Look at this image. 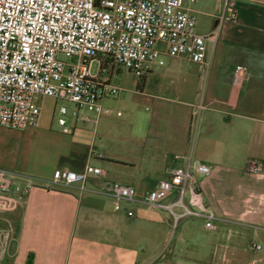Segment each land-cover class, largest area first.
<instances>
[{"label":"crops","instance_id":"crops-1","mask_svg":"<svg viewBox=\"0 0 264 264\" xmlns=\"http://www.w3.org/2000/svg\"><path fill=\"white\" fill-rule=\"evenodd\" d=\"M222 4L223 0H218L217 10L210 14L212 27L203 33L216 28ZM189 5L194 12L204 11ZM230 7L236 16L218 25L207 73L199 64L173 56L196 70H174L178 66L173 60L169 70H153L159 66L153 65L145 79L157 73L152 93L155 101L180 102L171 118L177 124L169 128L166 139L175 165L180 163L175 155L190 150L192 114L195 105L203 101L194 155L212 168L210 174L197 176L206 202L218 213L239 219L241 229L254 230L264 241V0H230ZM166 91L177 96L163 95ZM71 128L77 138L84 137L85 122L74 120ZM6 133V129L0 132V140L9 139ZM11 140L21 143L15 135ZM73 146L74 142L63 143L62 148L68 153ZM41 150L31 151L32 164L19 170L39 178L29 198L13 211L0 210V264H143V258L128 243L125 217L114 209L115 200L104 193L111 183L106 180L109 172L90 176L84 189L80 184H56L53 173L57 168L77 169L72 164L49 165L51 153ZM90 158L88 155L80 170L88 163L99 166ZM255 164L261 169L254 170ZM148 216L145 219L151 218ZM233 225L221 229L237 232ZM159 235L153 233L141 250L155 247ZM261 245L260 250H248L249 264H264V254H260L264 242ZM175 248L170 239L145 263L167 258ZM251 251L259 253L252 256Z\"/></svg>","mask_w":264,"mask_h":264},{"label":"built area","instance_id":"built-area-1","mask_svg":"<svg viewBox=\"0 0 264 264\" xmlns=\"http://www.w3.org/2000/svg\"><path fill=\"white\" fill-rule=\"evenodd\" d=\"M197 0H0V126L38 127L40 95L61 103L57 123L69 132L72 121L98 122L103 101L120 89L113 85L112 67L124 66L140 77L153 65H165V55L183 57L208 72L218 40V25L234 18L230 0H223L214 30L197 29L189 4ZM64 56V57H63ZM98 63L94 70V63ZM109 75H104V72ZM203 101L195 105L190 122L191 147L180 152L169 177L160 179L138 197L135 186L111 182L104 193L115 200L114 209L136 215L132 203L163 209L171 217L173 234L183 219L199 218L207 230L240 223L218 213L205 199L198 175H208L210 164L197 159L194 143ZM94 111L92 119L86 112ZM101 156V154H99ZM254 170H260L255 164ZM106 171L90 163L83 170L57 168L53 182L80 184ZM39 178L0 166V210L17 209L32 193ZM167 200V201H166ZM233 233L229 231V236ZM256 250L260 243L253 244Z\"/></svg>","mask_w":264,"mask_h":264},{"label":"rangeland","instance_id":"rangeland-1","mask_svg":"<svg viewBox=\"0 0 264 264\" xmlns=\"http://www.w3.org/2000/svg\"><path fill=\"white\" fill-rule=\"evenodd\" d=\"M217 2L218 0H199L193 4V7L204 10L195 12L198 31L203 32L212 27L214 21L210 14L217 10ZM165 57L167 63L155 66L153 70H169L168 66L173 60L178 66L174 70H196L193 65L190 67L177 57ZM93 68L97 70V62ZM109 70H112V84L120 91L105 98L104 110L97 123L85 122L83 138H77L78 133L74 128L69 133H64L57 123V109L61 102L51 96L40 95L37 105L42 116L38 128H3L6 129L9 139L0 140V164L16 170L29 168L32 164L29 153L40 148L52 155L49 160L51 164H46L58 163L61 167L72 164L75 169L80 170L87 163L88 155H91V163L109 172L106 180L135 186L138 197L143 196L142 191L151 188L160 179L169 177L175 162L168 154L170 150L166 139L169 128L174 123L177 124L171 118L180 102L153 99L157 73L145 79V76L140 77L124 66L115 65ZM104 75H109V72L105 71ZM162 94L177 96L167 91ZM86 113L92 119L97 117L94 111ZM14 135L21 138L20 144L11 140ZM197 141L198 139L196 146ZM72 142L74 146L70 152H65L63 143L68 146ZM130 205L136 210L135 217L127 216L124 211L120 214L125 217L126 226L129 228L128 243L138 251L142 260L147 262L150 256L156 257L161 245H165L170 239L177 247L167 258L162 257L156 262L143 264H249L251 257L248 250L255 249L253 244L264 242L254 230L241 229L239 223L231 224L238 231L228 236L227 229L207 230L203 227L202 220L194 217L183 219L172 236L171 217L165 210L142 203ZM145 215L151 218L145 219ZM158 232L160 235L155 247L142 251L141 244ZM251 252L252 256L259 253ZM261 253L264 254V249Z\"/></svg>","mask_w":264,"mask_h":264}]
</instances>
